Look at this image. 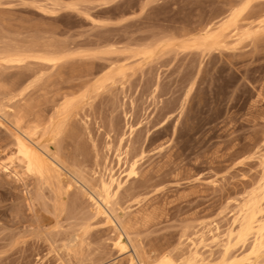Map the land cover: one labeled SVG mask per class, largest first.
I'll return each instance as SVG.
<instances>
[{"label":"rangeland","instance_id":"1","mask_svg":"<svg viewBox=\"0 0 264 264\" xmlns=\"http://www.w3.org/2000/svg\"><path fill=\"white\" fill-rule=\"evenodd\" d=\"M247 1L223 43L197 41L204 25ZM27 45L66 56L14 100L4 88L39 63L0 61V108L11 113L21 103L49 115L63 92L75 93L64 131L49 145L67 167L64 179L76 180L65 188L26 172L0 126V264H132L130 255L136 264L162 255L184 264L195 249L205 263L222 264L230 244L239 264H264V254L252 253L254 237L229 241L241 205L263 181L264 0H0V50ZM110 65L127 73L93 91ZM111 173L123 182L113 200L122 222L112 217L127 252L84 194L101 191Z\"/></svg>","mask_w":264,"mask_h":264},{"label":"bare ground","instance_id":"2","mask_svg":"<svg viewBox=\"0 0 264 264\" xmlns=\"http://www.w3.org/2000/svg\"><path fill=\"white\" fill-rule=\"evenodd\" d=\"M65 5H67V4H65ZM248 7H249V1H247L243 7L238 8V9L233 8L228 13V11L230 10L229 9L227 11L228 14L226 13L227 15H224L225 17L222 20L220 18V21H218V22H216V20H214V23H211V24L208 23V24H206V26L204 25L203 33L201 36H199L197 38V41L199 43H201L202 45L208 44V45H210V47H213L215 45L223 43L225 41L224 38L227 36V30L231 26H233L235 29L239 28L238 27L239 16ZM58 9H60V8H58ZM242 17L245 18L244 16H242ZM261 22H260V24H261ZM195 40H196V38H195ZM37 43L38 42H36V44ZM31 46H33V43ZM1 47L3 50H0V61L6 62L8 64L9 63L20 64V63H24V62L25 63L27 62V64H28V61H29L28 59L32 58V59H34V60L36 59L38 61L39 68L41 69V70L35 69L34 71H32L30 73L28 72L29 74H27L25 76H21V77L18 76V78H16L15 80H13V81L11 80V83L10 84L8 83L9 84L8 86H6L5 88L3 87L4 90L2 92L8 98L10 97V96H8V94L11 95L10 100L13 99V97L15 99V96L24 97L25 95L28 94L27 92L29 90L31 91V89L32 90H34L35 88L37 89V87L40 85V83L45 79L42 69L43 68L46 69L47 67L49 69H51L50 67H52V68L55 67L66 56V50L60 49V48L52 50V49L45 48V47L38 48L39 46L36 48L35 47L30 48L27 45L26 46L27 48H24V49H21V48L14 49V48H16V45H15V47L13 48L14 50H12V49H9V47L8 48H6L4 46H1ZM202 47H204V46H202ZM217 47H219V46H217ZM11 48H12V46H11ZM152 52H153V50H152ZM145 53H147V52H145ZM33 62L34 61H32V63ZM25 63H24V66H25ZM2 64L4 65L5 63H2ZM18 64H16V65H18ZM48 64H50V65L48 66ZM22 65H21V67H22ZM30 66H32V65H30ZM10 68H12V67H10ZM89 70H90V68H89ZM126 73L127 72L126 71L124 72L123 68H119L118 66L117 67L111 66V68L107 72H104L103 75L100 74L98 76L99 78L96 77L97 75H95L94 79L95 78H97V79H96L94 85L92 84L93 87L92 86L91 87L93 88V91H95V89L99 90V88L105 87L108 80H114L116 75H123L124 76ZM92 74H95V73H91V75ZM45 75H47V74L45 73ZM49 79H50V77H49ZM47 80H48V78H47ZM57 83H58V81H57ZM86 83H88V80L81 82L80 85H84ZM86 85H88V84H86ZM108 85H109V83L106 85V87ZM0 87H1V85H0ZM73 89H74V87H73ZM76 89H79V88H76ZM68 90H70V89L68 88ZM17 91H18V93H16ZM90 91H91L90 87L86 88V93L84 92L85 94H82V95L80 94V95L82 96V98H84L85 95ZM3 93H1V94H3ZM69 93H72V92L66 91V92L62 93V98L64 100H62V102L60 101V105L58 104V106H60L59 109L54 110L53 113L49 114V115H47L46 113L44 114V113H41L39 111H35L34 109H33L34 111L33 110L31 111V110H29L30 108L26 110L24 107V104H23V106H21L20 102H19L20 104L18 105L20 107V109H19V107L13 108L14 111L11 113H9L10 111L7 112L6 110H3L2 108H0V126H4V129L9 133V136H8L9 140H6L7 141L6 145L7 146L10 145V147H12V149L14 147L13 151H11L14 153L13 156H15L13 159L14 160L17 159L18 164H20L22 167H25L24 169H26V172H29L33 176L37 177L41 182L49 183V181H50V183H51L52 180H56L59 184H61L65 188H70L76 179L74 180L73 176L72 177L69 176L67 179L65 177V179H64V172L65 171L63 172V169H65V168L67 169V167L64 164V161L59 158L58 154H56L57 152L52 151V149H51L52 147L50 148L49 143H51L52 140L54 141L55 137H58V135L60 136V133L64 131L63 129L65 127H63V126L65 125V123H67L66 122L67 121L66 117L68 116L67 114L71 110L70 108L75 104L74 102H75L77 96H72ZM45 94H47V92ZM72 94H75V93H72ZM28 96H30V93ZM8 98H6V99H8ZM55 98H54V100H55ZM4 99H5V97H4ZM17 100L19 101L21 99H17ZM22 100H23V98H22ZM15 102L16 101H14V103ZM26 104H27V101H26ZM28 104H31V103H28ZM32 105H30V106H32ZM37 106H39V105L37 104ZM21 107H23L24 109ZM181 108H183V107H181ZM41 111H42V109H41ZM55 111H56V113L54 114ZM65 114L67 116H65ZM2 117L6 118V120L8 118V121H9V117H11V119H10L11 125L5 124L2 120ZM1 141H4V140L2 139ZM55 141L57 142V140H55ZM51 144H53V142ZM10 156H12V155H10ZM10 158H12V157H10ZM14 160H12V161H14ZM126 162H127V160H126ZM65 163H66V161H65ZM70 167H72V166H70ZM262 167H263V169H262L261 181L262 180L263 181L259 184L260 185L259 186L260 192H256L255 190L252 191L249 198L246 199L245 202L241 205L239 212H238L239 214L237 217V220H239V232L237 234H233L232 232L229 234V241H231L232 238H237L238 242L242 243V244H245L249 240L250 237H254V241H252V243H253L252 253L255 255L256 258H261L260 257L261 254L262 255L264 254V199H263L264 198V195H263L264 194V161H263ZM15 168H17V167H15ZM15 168L13 169L7 163H4V165L2 166V169H8L9 172H12V171L16 172L17 170ZM129 169L130 170L128 172V175H131L136 171V160H133L130 163ZM71 170L72 169L68 168V171L71 172ZM16 173H18V172H16ZM81 178L82 177H80V179ZM57 182L54 181V183H56V185H57ZM122 183L123 182L119 176H116L114 173H111V174H109L107 179H105V178L100 179L99 187H100L101 191L95 189L92 185H90L92 187H90L91 190H89V191H86V189L84 188L85 189L84 194L87 196L88 200L90 201V203L93 207V214L96 216H101L105 220V222L109 223L115 229H118V227H117V224L114 222V219L112 217V215L116 216L115 215L116 213L113 211V200H114L115 195L117 194V191L122 186ZM64 187H63V189H65ZM81 188H82V186H81ZM63 204H64V202H63ZM63 204L61 206L65 207L66 203L64 205ZM117 216H116V218L118 220H120V218H118ZM259 221H261V222H259ZM119 222H122V221L120 220ZM257 222H259V223L256 225ZM81 224H82V222H81ZM122 225H123V223H122ZM122 225H121V227H122ZM127 227H128L127 225H126V227H125V225H123V232L125 234H128V237H129L130 234L127 233V230L129 232V229H126ZM120 230H121V228H120ZM120 230L118 229V233L114 239V246L117 247L119 249V251H121V252H127L128 246L123 239L122 230L121 231ZM126 237H127V235H126ZM130 240H132V239H130ZM232 250H233V246L231 244L229 245V247L228 246L225 247V258H224L222 264H239L240 261L237 258L238 257L237 253L235 251H232ZM128 254H130V253H128ZM160 257L155 262H152V261L146 262L145 261L142 264H178L177 260L172 258L171 256H163L162 255V257L161 258ZM130 259L132 261V264L133 263L136 264L135 263L136 261L134 262V258L132 257V255H130ZM139 259H140V257H139ZM140 261L142 262V259H140ZM184 264H208V263H205V258H203L201 256L199 250L195 249L193 251L192 255L190 256V258H188Z\"/></svg>","mask_w":264,"mask_h":264}]
</instances>
